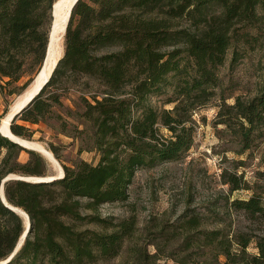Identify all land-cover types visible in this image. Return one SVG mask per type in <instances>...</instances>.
<instances>
[{
  "label": "trees",
  "instance_id": "16d2710c",
  "mask_svg": "<svg viewBox=\"0 0 264 264\" xmlns=\"http://www.w3.org/2000/svg\"><path fill=\"white\" fill-rule=\"evenodd\" d=\"M55 2L0 0V101L21 93L40 71ZM69 21L56 69L10 127L31 141L32 124L43 123L100 158L62 160L58 179L5 181L7 200L31 220L6 264H97L118 256L137 219L104 217L98 208L127 200L139 169L184 158L196 138L194 113L213 99L220 100L217 124L240 145L234 150L248 157L264 152V77L254 95L235 96L220 75L231 49L233 63L248 50L264 51V0H77ZM152 96H162L161 105ZM50 149L61 160L54 144ZM232 164L220 176L231 193L250 191L230 202L248 228L208 229L202 215L184 212L166 234L182 235L180 264H264V185L237 171L245 159ZM11 174L47 177L49 163L0 132V186ZM24 228V216L0 198V261L17 248ZM133 256L136 264L156 257L139 249Z\"/></svg>",
  "mask_w": 264,
  "mask_h": 264
},
{
  "label": "rangeland",
  "instance_id": "374dc122",
  "mask_svg": "<svg viewBox=\"0 0 264 264\" xmlns=\"http://www.w3.org/2000/svg\"><path fill=\"white\" fill-rule=\"evenodd\" d=\"M238 46L247 50L241 43ZM232 51H229L226 62L220 69V75L224 77L225 91L227 95L234 93L235 96H252L264 77V51L248 50L234 63L231 60ZM34 78L35 76L30 79L29 85L21 93L30 88ZM28 79L26 77L23 81ZM21 93L9 96L8 102L1 99L0 111L5 106L9 110ZM234 97H229L226 101L232 103ZM151 99L153 104L161 105L163 97L152 96ZM219 103L218 98L213 99L206 107L194 113L193 117L197 121L196 138L184 158L139 169L129 188L127 200L107 202L98 208V212L104 217L122 219L135 216L138 229L132 238L126 240L118 256L97 264H136L133 255L138 249L143 255H156L147 264H180L183 256L177 253L182 243V235L166 238V234L171 223L184 212L202 215L203 225L208 229L223 228L233 233L238 229L248 228L250 223L244 214L232 209L230 202L235 198H247L250 191L241 189L231 193L229 185L221 180L220 173L222 166L232 167V161L245 159V164L238 166L237 171H244V178L250 183L264 185V152H256L254 156L248 157L246 153H237L234 150L239 149L240 145L233 140L224 125L217 124ZM164 106L171 108L172 104L166 103ZM32 126L36 129L32 141L41 143L49 150L50 145L54 144L61 156L59 160L51 150L53 157L55 156L54 162L50 156L41 153L49 163L50 175L61 174L62 160L72 165L76 159L82 158L96 163L100 158L95 150L80 151L82 141L78 138L58 133L43 123ZM162 132L167 133L168 130L164 128ZM20 156L22 160L28 157L24 152ZM84 213L90 211L84 210ZM93 226L90 225L91 228ZM249 249L255 252L254 247Z\"/></svg>",
  "mask_w": 264,
  "mask_h": 264
},
{
  "label": "water",
  "instance_id": "95a60500",
  "mask_svg": "<svg viewBox=\"0 0 264 264\" xmlns=\"http://www.w3.org/2000/svg\"><path fill=\"white\" fill-rule=\"evenodd\" d=\"M77 2V0H62L61 1V11L58 12L59 8L58 6H56L57 0L53 5V20H52V26L50 29V33H49V43L46 49V56L45 59L43 61V64L41 66L40 71L37 73V75L34 78V81L36 82V88L33 90V92L30 94V96L28 98H25L23 101H18L16 100L15 103L13 105L10 106L9 110L7 111V113L4 115L5 117L9 118V122L7 127L9 128L11 135L17 139H21L22 141H25L27 143H31L34 141H30V140H26L24 138H21L18 135H15L12 132L11 129V123L16 119V117L18 115H20L22 112V110L30 103V101L34 98V96L36 94H38L40 92V90L44 87V85L48 82L49 78L51 77L52 73L54 72V70L57 67L58 61L59 59L63 56L64 52L63 48L61 50L60 48V44L58 42L57 44V48H55L54 50L51 49V46L53 44V36H54V32L56 31V34L58 36L64 37L65 40V34L69 25V20L72 14V10L74 8V4ZM58 24V26H57ZM57 26V28H56ZM64 47H65V41H64ZM46 66L52 67V70L50 73L44 75L43 77H41L42 73L44 72ZM42 78V79H41ZM3 120V119H2ZM1 120V124H0V132H2L3 135L7 136L9 139H11L14 142H18L19 144H21L23 147L28 148V149H35L33 146L28 145L27 143H24L22 141L19 140H14L13 138H11L9 136V134H7L6 130L7 127L5 126V124L3 123V121ZM37 150V149H35ZM40 153H43L41 150H37ZM55 157V156H54ZM62 172L59 175H47L46 176H32V177H27V176H22V175H8L6 176L2 183H1V188H0V198L1 201L5 202V204L7 206H9L12 210H14L15 212H17V210L15 208H19L15 205H13L12 203H10L7 198H6V194H5V186L4 183L5 181L9 180V179H26V180H31V181H47V180H53V179H58L61 178L64 173L65 170L63 169V167L61 168ZM1 193H3L4 197L2 198ZM25 211V210H23ZM18 213V212H17ZM25 213L27 214V212L25 211ZM21 214V213H18ZM22 215V214H21ZM28 215V214H27ZM31 226V220H30V216L28 215V221H25V228H24V233L20 238L19 243L17 244V248L12 252V254L10 256H8L7 258H5V260L0 261V264H6V262H8L16 253L17 251L20 249V247L22 246V242L24 241V239L26 238L27 234L29 233V228Z\"/></svg>",
  "mask_w": 264,
  "mask_h": 264
},
{
  "label": "bare ground",
  "instance_id": "6f19581e",
  "mask_svg": "<svg viewBox=\"0 0 264 264\" xmlns=\"http://www.w3.org/2000/svg\"><path fill=\"white\" fill-rule=\"evenodd\" d=\"M61 1H62V0H57V3H56V6H58V8H59L58 12L61 11ZM57 26H58V24H57ZM57 26H56V28H57ZM53 37H54V38H53V44H52V46H51V49L54 50L55 48H57V44H58V42H59V44H60V48H61V50H62V48H63L64 37H61V38H60V36H58V35L56 34V31L54 32V36H53ZM51 70H52V67L46 66V68H45L44 72L42 73L41 77H43L44 75L50 73ZM41 79H42V78H41ZM32 82H33V83L31 84L30 88H29L28 90H25L23 93L20 94V96H19L20 98L18 99V101L21 102V101H23L25 98H28V97L30 96V94L33 92V90L36 88V82H35L34 80H33ZM2 119H3V120H2L3 123H4L5 126L7 127L8 122H9V118L4 116ZM6 132H7V134H9V136H10L11 138H13L14 140L22 141L21 139H17V138H15V137H13V136L11 135V132H10V130H9L8 127H7ZM22 142L27 143V142H25V141H22ZM27 144L33 146V147H34L35 149H37V150H41V151L44 153V155H46V156H47V155L50 156V157L53 159V161L56 162L55 159H54V157H53V155H52L51 150H49L47 147L43 146L41 143H38V142H31V143H27ZM1 196H2V198L4 197L3 193H1ZM15 209L17 210L18 213H21V214L24 216L25 221H28V215L25 213V211H23V209H22L21 207H19V208H15Z\"/></svg>",
  "mask_w": 264,
  "mask_h": 264
}]
</instances>
